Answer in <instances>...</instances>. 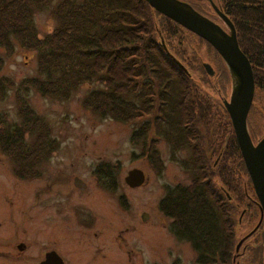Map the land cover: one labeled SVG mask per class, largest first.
Wrapping results in <instances>:
<instances>
[{"label":"trees","instance_id":"1","mask_svg":"<svg viewBox=\"0 0 264 264\" xmlns=\"http://www.w3.org/2000/svg\"><path fill=\"white\" fill-rule=\"evenodd\" d=\"M52 1L0 0V50L11 53L18 46L35 52L38 73L17 84L0 81V98L5 85L68 99L81 85L99 82L100 87L85 95L83 105L101 117L130 124L132 143L156 173L164 167L161 140L187 171L189 181L166 187L158 206L172 219L175 235L197 251L199 262L264 264V220L261 231L253 234V246L234 259L238 232L257 222L259 209L223 98L218 100L216 73L222 61L216 50L145 0H55L56 24L40 35L35 14ZM213 1L233 24L252 66L254 100H263L264 0ZM161 38L185 69L162 48ZM183 44L189 46V55L180 48ZM202 44L213 63L212 76L199 54ZM2 65L0 56V69ZM195 72L200 73L199 82ZM17 100L21 122L0 123V147L13 160L15 174L29 179L39 176L41 162L56 143L49 139L46 124L18 95ZM251 112L262 119L254 105ZM33 133L29 143L26 136ZM180 151L187 156L178 159ZM96 173L107 181L101 183L105 188L116 187L113 166L100 163ZM244 183L251 192H243ZM243 209L246 214L238 224Z\"/></svg>","mask_w":264,"mask_h":264},{"label":"rangeland","instance_id":"2","mask_svg":"<svg viewBox=\"0 0 264 264\" xmlns=\"http://www.w3.org/2000/svg\"><path fill=\"white\" fill-rule=\"evenodd\" d=\"M201 4L210 12L213 11L208 2H201ZM53 5L55 0L49 7L35 14V25L40 35L51 31L56 24L52 13ZM212 18L225 28L219 18ZM173 43L177 44L178 40L174 39ZM175 47L178 48L179 45ZM188 47L187 44L180 46L187 55L191 53ZM199 54L202 61L211 63L204 44L199 46ZM0 56L3 59L0 69L1 82L12 80L14 84H17L25 78L38 76L35 52L15 46L11 53L0 50ZM211 65L213 66V63ZM216 74L218 75V100L228 98L232 77L223 63H220ZM199 75V72L193 74L195 80ZM100 86L99 82L83 84L68 99H54L32 89L24 92L22 89H11L5 85L4 97L0 98V123L13 125L21 122L17 103L18 95L34 111L35 116L46 124L49 139H54L56 143L47 160L43 161L39 167L42 172L41 177L39 175L29 178L26 185L22 186L26 192H38L40 188H44L45 192H86L80 197L88 196L87 198L95 206L109 205L110 209L115 211L114 217L117 218L115 221L118 220L121 226H136L138 229L141 227L139 225L142 212L154 214L159 210V200L164 195L165 188L177 183H187L189 176L179 164L181 161L172 158L170 149L163 140L158 142V149L164 167L160 173H156L145 155L132 143L130 124H123L109 117H101L83 105L82 100L85 95L91 89ZM253 105L257 111L263 113L262 119H258L251 112L250 119L247 120L250 135L253 140H257L264 135V100L261 99L258 102L255 99ZM35 133L26 136L29 143L33 141ZM176 156L180 159L185 158L187 154L180 151L176 153ZM100 163H107L116 169L117 183L114 189L105 188L101 184L107 181L101 177L99 180L97 176L96 169ZM133 168L142 170L145 175V182L138 187H130L124 180L128 171ZM76 177L85 183V190H79L74 185ZM7 182L12 184L14 179L11 178ZM15 185L14 188L19 190V185ZM242 185L243 192H251L245 183ZM100 192H104L105 195L101 200ZM81 198L78 197L76 200ZM117 205H123L126 209L122 211L116 207ZM157 220L168 223L165 217ZM152 223L154 224L149 223L147 226L158 225L156 220ZM242 229L244 228H241L238 234ZM145 230L149 229L137 230L139 238L142 239L140 231L145 233ZM161 231L166 234L165 229L162 228ZM134 234L127 236L133 237ZM148 257L143 254V259ZM144 264H146L145 260Z\"/></svg>","mask_w":264,"mask_h":264},{"label":"flooded vegetation","instance_id":"3","mask_svg":"<svg viewBox=\"0 0 264 264\" xmlns=\"http://www.w3.org/2000/svg\"><path fill=\"white\" fill-rule=\"evenodd\" d=\"M185 1L210 19L218 18L212 7L210 12L201 4L208 0ZM11 178L12 184L7 182ZM27 182L15 174L13 160L0 147V264H144V260L146 264H202L197 251L175 235L172 219L160 209L154 214L142 212L138 229L121 226L109 205L95 206L88 196L80 197L86 192H45L44 188L26 192L22 186ZM15 184L21 190H16ZM221 190L226 192L223 187ZM103 193L100 192V200L105 197ZM78 197L81 200H76ZM116 207L126 209L123 205ZM258 209L257 222L239 234L240 245L235 248L234 259L242 258L253 246V234L264 220ZM245 211L242 210L238 224ZM162 217L168 223L157 220ZM154 220L158 225L148 227ZM143 228L149 230L140 231L141 239L137 230ZM132 233L133 237L127 236ZM143 254L149 257L143 259Z\"/></svg>","mask_w":264,"mask_h":264},{"label":"water","instance_id":"4","mask_svg":"<svg viewBox=\"0 0 264 264\" xmlns=\"http://www.w3.org/2000/svg\"><path fill=\"white\" fill-rule=\"evenodd\" d=\"M145 1L157 12L208 42L224 61L232 77V83L229 99L223 100V105L229 115L241 156L258 200L262 217L264 215V136L256 143H253L248 131L247 114L254 95V78L251 64L239 47L233 24L225 15L218 11L211 0L208 1L223 20L228 31L224 30L218 23L196 11L185 1ZM161 45L166 50L162 38ZM166 52L170 55L167 50ZM170 56L178 66L185 69L178 60L172 55ZM204 67L210 76L214 74V70L209 63L205 62ZM234 74L237 77V81L234 79ZM124 180L128 186L138 187L145 182V175L142 170L133 168L128 171ZM74 184L82 190L86 188V185L78 177L74 178Z\"/></svg>","mask_w":264,"mask_h":264},{"label":"bare ground","instance_id":"5","mask_svg":"<svg viewBox=\"0 0 264 264\" xmlns=\"http://www.w3.org/2000/svg\"><path fill=\"white\" fill-rule=\"evenodd\" d=\"M234 79L237 81V77H236V75L234 74Z\"/></svg>","mask_w":264,"mask_h":264}]
</instances>
